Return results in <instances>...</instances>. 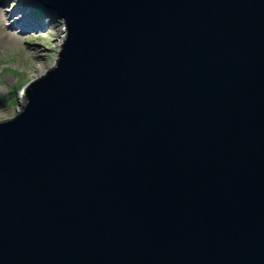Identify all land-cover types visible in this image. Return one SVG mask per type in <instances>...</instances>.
Here are the masks:
<instances>
[{
  "label": "water",
  "instance_id": "obj_1",
  "mask_svg": "<svg viewBox=\"0 0 264 264\" xmlns=\"http://www.w3.org/2000/svg\"><path fill=\"white\" fill-rule=\"evenodd\" d=\"M57 66L0 122V264H264V0H40Z\"/></svg>",
  "mask_w": 264,
  "mask_h": 264
},
{
  "label": "rangeland",
  "instance_id": "obj_2",
  "mask_svg": "<svg viewBox=\"0 0 264 264\" xmlns=\"http://www.w3.org/2000/svg\"><path fill=\"white\" fill-rule=\"evenodd\" d=\"M26 2L0 0V10L11 12L17 7H23ZM34 2L31 11L32 15L40 14L38 17L43 21L40 22L43 26L41 32L38 33L35 28L31 33L27 31L22 34V29L13 24L0 27V122L13 119L23 111V106L27 104L23 96L25 88L47 74H39V65L47 67L52 63V68L57 66L61 45L67 38L65 20L53 11L44 9L40 0Z\"/></svg>",
  "mask_w": 264,
  "mask_h": 264
},
{
  "label": "bare ground",
  "instance_id": "obj_3",
  "mask_svg": "<svg viewBox=\"0 0 264 264\" xmlns=\"http://www.w3.org/2000/svg\"><path fill=\"white\" fill-rule=\"evenodd\" d=\"M2 2H6V0H2ZM34 0H27L26 3H24L23 7H17L15 10H12L11 12H6L5 10H0V27H7L9 24L16 25L18 28H20L21 33L25 34L27 31H33L35 28L38 30V33L42 31V24L39 19L38 13L32 15L33 11L31 9L34 5ZM22 6V5H21ZM35 9V8H34ZM37 11V10H35ZM35 19V20H34ZM34 22V23H33ZM0 38H2L0 36ZM62 50V48H61ZM54 64L50 63L47 67H44V65H39L38 71L39 74H44L47 72L48 68H52ZM23 98V97H22Z\"/></svg>",
  "mask_w": 264,
  "mask_h": 264
}]
</instances>
